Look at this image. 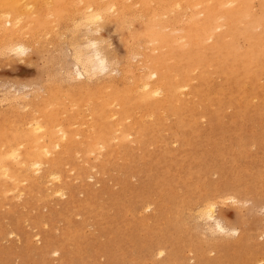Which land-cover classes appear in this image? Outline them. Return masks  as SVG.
Here are the masks:
<instances>
[{
    "label": "rangeland",
    "instance_id": "rangeland-1",
    "mask_svg": "<svg viewBox=\"0 0 264 264\" xmlns=\"http://www.w3.org/2000/svg\"><path fill=\"white\" fill-rule=\"evenodd\" d=\"M130 3L131 4H129V7H134L133 9H135L131 12H135V14L131 13L130 16L129 12V15H125V18L129 16L131 19L133 18L132 20L129 17L127 20H125V18L123 17L125 23L127 24L126 28V24L124 23L123 18H121L122 21H119L118 18L115 17L116 15L112 16L113 13L110 10L111 16L110 14L108 15L107 20H104L99 33H96L94 36L100 37L101 40H99L102 41L101 45H103L110 59H116L117 63L119 62V68L125 62L129 63H125L126 65H131L128 66L131 69L129 73L131 75L133 74V76L130 75L131 79L128 80H132L134 82L130 81L132 82L130 84V82L126 80V82L129 83V86L127 84H124V79H127L129 77L127 75L128 72H125V77L124 74H122L123 76L116 75L122 80L117 79V77L115 76V79H117V87L122 90L124 88L130 89L131 93H133L130 94L129 102H131L130 111L134 116L132 117V115L129 114L130 117H132V121H129L130 118H125L123 122L125 121L124 125L127 123L128 125L134 124L133 126L136 129H138L139 127H143L144 130L141 133L142 137L140 136L139 138L137 137L138 135H136L137 133H134L133 136L119 139V141L115 138L110 140L108 142L110 150H108L109 147L107 146L106 150L103 149V151H101V154H97L95 152L91 153L90 151L86 150L87 148H85V139L87 138V136H85L86 132L83 131L84 129H86L83 127H89L88 124L93 119V116L91 115L92 113H90L92 111L89 112L90 106L86 101V97L91 96L90 98L87 97V100L90 102L89 104L92 105L91 110H93V107H96V110H98L100 108L98 107L99 101H93L96 100V98L98 99V92H96L95 90L91 91L92 93L80 91L82 95L78 96V92L73 93L70 91V94V92L68 91V93L66 94L65 91H67L68 89L64 88L65 90H62V87H64L66 83L64 84L63 81L58 82L59 78H57L60 77L63 69H65H62V67L72 69L70 68V65L72 63H68L71 61V58L69 60V56H71V54H69L68 56L66 55L68 54V51L69 53L71 52V50L69 49L71 47L69 44L68 36L70 34L68 30L69 28L65 27L66 29H63L64 26L70 24L68 18L65 21H62L64 23L60 21V23L57 26L52 27L53 29L51 30V25L53 26L56 23L51 22V15L50 17H48V15L46 16L44 14V16L48 17L47 20L45 19L47 21V24L45 23L47 27L46 29L49 30L48 25H50L51 30H49L50 33H48V35L46 33V38L44 37L45 30H43L45 24H43L44 26H41L42 29H38L40 28L41 23H39L38 21H34L32 24L34 25V30L36 31L35 37H37V35L40 33L44 34L43 36L42 34H40L42 36L41 39H36L35 37L34 39H32L35 42L36 40L39 42L41 40L39 47L37 44H35L34 41L29 42V44L32 43V45L34 43V47L29 46L30 50L29 52H27L29 54H20L21 59L19 55L14 54L13 52H10V54L13 53L11 56L7 55L6 53L4 54L0 52L2 54H0V82L5 81V83L1 82L2 85H5L1 86L0 84V89H2V91L0 90V96L3 98V88L1 87L6 86L4 87V89L11 87L8 88V90L10 89V91H14L15 87L12 89L14 85H16L17 87L18 83L19 85L21 83L22 85L20 86H22V88H24L26 85L27 88H24V91H27L28 98L24 97L25 99L22 98V101L20 99L19 102H27V107L29 108V110L27 108L28 113H26V111H24L26 109H22L21 107L15 108V106L7 105L8 101H3V103L0 97V103L2 102L1 106L5 107L3 111L1 110L2 108H0V125H2L4 120H8L7 122H5L7 125L4 124V127L2 126V128H4H1L2 131H5L8 137H12L16 135L18 129H27L25 124L27 122V124L29 125V121L27 120L30 116H32L31 114H33V112H35V115L33 114V116H39L38 118H40V120L48 128V131L53 132L57 129V127L63 129V127L66 125V122L67 125L64 127V129L67 130L69 128L66 131L67 135L69 134L68 132H70L72 129L74 130H72V132H70V135H68V138L71 137L72 140H70L69 138L71 144H67V146L65 147L66 153L62 149H57L56 152H58V155H56V152H54V154L52 153L53 155L51 154L56 159L55 162H57L51 166H45V170L48 168H57L56 170L61 175L59 184L55 182L56 184L54 185L50 182H47L48 178L45 176V174L43 175L45 178L43 176L39 177V175L33 174L30 177L29 181H27V183L21 182L22 184L18 183L17 187H15L16 184L11 179L0 175V264H157L160 258L155 254V248L159 245L166 247L168 252L169 250H172L174 252L175 257L173 261H170V264H187V262L189 264L190 261V264H209L207 263V260L214 259L217 255H219V259H214L213 264H251L255 262L254 258L256 257V255L257 257L255 258V260L260 259V257L264 258V254L260 253L257 249V246L262 244L264 245V238H260L261 236L258 234H261V232L264 231L262 228L264 227V217L262 216V213L264 215V208L262 207V205L264 204V70L257 72L255 75L256 78L252 73L248 75L240 74L239 77H232V73L228 69L229 67L226 65V63L225 67L222 69L218 62L217 64L216 62H214L213 65H210V67H207L205 65L203 68L208 77L205 83L206 87H204V84H202V81L199 78V72L196 70H190L187 72L188 74H181L179 76L181 79H187L188 81H190V85L188 86V88H186L187 90L179 89L178 93L181 95H170L171 99L176 103L177 99H179V96H181V101L178 100V103L180 105H183L179 108V110H176L172 104L160 105L161 101H159V95L152 96V99L151 97H149L147 101L145 100L141 102L138 100V96L140 95L139 88L137 87V90L133 88H136L135 84H137V81L135 80L138 79V71H140L139 73L142 72L140 70L141 67L139 69L138 66L140 64L139 61L134 62L132 68V58L129 59L131 57L130 52L134 49L131 41L132 38L130 39L131 35L129 33L132 34L133 31L140 32L147 23H145V21H148V18L146 19L145 17L146 20L143 21L144 16L142 15L143 18L140 17L141 15L138 13L139 10H137L138 8L140 9L139 4L137 6H134L137 4V2H134L133 0ZM256 3L257 0H252V4L254 7H252L253 9L256 8ZM136 14H138L139 17L135 16ZM133 16H135V18ZM52 18L54 19V17ZM240 21L242 23H246V19L244 18ZM241 22H239L240 28H242L243 26ZM119 26L121 27V29ZM245 26L246 24H244L242 32H245ZM255 27L247 30V34L253 35V33L257 29L259 30L258 26ZM36 28L38 29V31ZM39 30L43 31L40 32ZM248 31H250V33ZM60 32H62L61 34L63 35H60L61 38L57 35V33L59 34ZM40 35L38 36L40 37ZM64 38H67L68 40ZM64 40H66L68 43H65ZM107 42L110 43L109 47L107 46V44H109ZM242 49H244V45ZM111 50H113L112 52L115 53H112ZM110 52L111 54H109ZM157 52L158 51H155V53ZM7 53L9 54V51ZM5 55L10 57H7ZM13 56L17 57V60L15 59V57L13 59ZM24 56H27L25 57V60ZM62 56L63 58H61ZM127 56L129 58H127ZM125 58H127V60ZM134 58L135 57H133L132 61H134ZM136 58L135 61H137L139 57L137 59ZM231 60L233 61L232 57L230 59V57L228 56L227 62L230 66ZM63 61L66 62L67 66L64 65ZM167 64L168 63L166 62V65ZM60 66L62 67L60 68ZM136 66L138 69L136 68ZM167 66H169V64ZM128 67L126 66V68ZM213 67L217 69H212ZM121 68L122 69L120 70L122 71L129 70V68H124L123 65ZM57 71L61 72L58 73ZM221 71L224 72L225 76ZM241 71L242 69L240 70V73H242ZM56 72L59 74V76H57ZM55 73L56 77H54ZM247 76L248 78H246ZM170 78L171 80H173L172 77ZM189 78H193V80H189ZM59 80H61V78ZM6 81H8V83ZM118 81H123L121 82L122 85H119ZM10 83L13 85L11 86ZM23 83L25 85H23ZM29 83L33 84L32 86L31 84L29 85L31 88L28 87ZM44 83L48 84L46 85L47 88L51 87L53 90L51 88H48V95L46 92L44 94H41V92V95H39L38 92L41 88V91H46V86ZM54 83L62 85V87H58L59 89L62 88L61 90L65 92L64 94L67 96V98H65L66 96L63 95V92H60V90L56 87L57 84ZM6 84L10 85L8 86ZM32 88L34 93H38V96L36 95L37 98L35 97L36 93L33 94L35 98H33V95H31L33 93L32 91L31 94L28 93V90ZM56 88L58 89V91H56ZM102 88L104 90L108 89L106 86H102L101 89ZM51 90L54 93V99H51L53 98L51 95ZM180 91H184L183 93L186 92L188 94L185 93V96L183 93H180ZM85 93H88V95H86ZM71 95L74 97H71ZM172 95L174 96V98H172ZM29 96H31L34 100ZM42 96L43 98H41ZM48 96H51L50 99L52 101L47 98ZM69 96L72 99H70ZM58 97L60 99H58ZM29 98L30 100L24 101ZM46 100L47 103H51V107L48 106V108L50 109L46 107L49 104L45 105ZM74 100L75 103H72V101ZM78 100H80V104H76V101ZM132 100L134 102H132ZM29 101H32V103ZM91 102H94L95 104ZM55 103L59 104L55 105ZM85 103H87L86 106H89L88 110H86L87 107H84ZM72 105L75 107H73ZM39 106L40 110L37 111ZM76 106L79 107V110ZM109 107L112 110L108 108L109 110H106V113L108 115L104 118V122H108H105L104 124H106L107 126L109 125L108 127H110L112 124L114 125L115 122H112L113 119H118V114L114 116L112 115L113 110H116L118 106L112 107V105H109ZM44 108L47 109L44 110ZM61 108L64 109L62 110ZM75 108H77L76 112H74ZM134 108L137 110H135ZM160 109L163 113L159 116L157 114L161 113ZM9 110H15L12 112H17L18 114L16 113L17 115H14L15 113H10ZM138 110L140 112H136ZM77 111L80 112L78 113ZM147 112H149V114ZM150 112H152L151 115ZM2 113L4 115H8L5 117ZM37 113L39 114L36 115ZM53 113H56V115ZM88 113L90 114L88 115ZM9 114L14 115V118H12L13 116L10 117ZM61 114L62 116L64 115V118H61ZM110 114L111 116H109ZM69 115L73 120L69 118ZM90 115L92 116V118H90ZM144 115H147V117H145ZM75 116L77 118L81 116L79 119L82 121L79 122L80 120L78 119L79 124L76 122V118H74ZM87 116H90L89 120H87ZM142 116L144 118H142ZM24 117H26L25 119L27 120H25ZM148 117L151 119H149ZM41 118H43V120ZM46 118L48 121L46 120ZM29 119H31V117ZM11 120H13L14 123ZM24 120L26 122L22 124ZM56 120L59 122H62L63 120L65 121L64 123L62 122L60 126V123ZM66 120H69V122ZM10 121L12 122V124H10ZM71 121L73 123H71ZM51 122L53 123L52 125H50ZM8 123L12 126L8 127ZM19 123L20 125H17ZM21 124L24 126H22ZM70 124L74 128L71 127ZM81 124H83V127H81ZM54 125L59 126L55 127ZM88 129L89 128L86 129L87 133ZM6 130L10 131L7 133ZM57 130L59 131V129ZM14 131L15 133L12 134V132ZM57 132L54 131L55 134H57ZM77 132L80 134H77ZM81 133H83L84 135H82ZM58 134H60V132H58ZM74 134L77 135L74 136ZM84 137L86 138L84 139ZM46 139V137H44V140L43 138H40L39 140H37V142L39 141V143H42L45 142ZM14 140L15 143L18 142L16 138H14ZM120 140H123V142H121ZM68 141L65 142L68 143ZM112 141H114L115 143H112ZM117 142L118 145L121 143L120 146L117 145ZM116 145L119 149L118 153ZM68 146L72 147V152L70 151L71 148L69 147V149ZM75 148L76 150H73ZM79 152H82L81 154L85 156H81ZM106 153H108L109 155ZM104 155H107V158L103 157ZM52 156H48L46 158L48 160H52ZM78 157L82 160H80L81 165L79 163L80 161L78 160ZM46 158L45 160H47ZM107 159L108 161L106 162ZM101 161H103L104 163ZM58 166L60 167L58 168ZM72 168H74L75 170H73ZM66 170L68 172L70 170V172L68 173ZM212 171H214L215 173ZM132 173H134L135 176H130ZM91 174H93L92 178L90 177ZM37 177L39 181L37 180ZM42 177L44 178V180L41 179ZM95 181H97V183H95ZM68 184L70 185L68 186ZM63 186H65V189H67L65 190L66 196H56V194L53 193V191L55 190H52V188L57 189L59 187L62 188ZM89 186L90 188H88ZM243 187L248 191H246ZM72 188L75 189L73 190ZM205 188L206 190L210 189V191H204ZM216 188L218 190H216ZM11 189L17 191L20 189L23 190L24 194L21 198H19L20 200L18 199V197H16L17 191L12 192ZM47 189H50L52 193ZM2 191L4 193H2ZM77 191L79 194L77 193ZM215 191L216 193H213ZM236 192H239V195L236 194ZM44 193H46V197L44 196ZM225 193L239 196L236 198L237 200H242L239 201L241 205L238 202H236V204L234 201L227 202L226 200L220 199V194L223 195ZM212 195L215 196L211 197ZM67 196L69 202L67 200L64 201L65 199H67ZM72 197L73 200H70L72 199ZM81 197L83 199H81ZM208 197H215L216 200H219V202H217V213H221L220 216L224 222L225 220H227L225 223L239 229V234L236 237L233 236L232 238L224 239L220 238L218 234H213L211 236L210 234H208V230H203L200 222H196L197 219L193 220L190 217H193L195 215L197 206L199 204H202ZM246 198H248V200ZM198 199L202 201L199 203ZM146 201H151L153 203V209L151 205V209L149 210V212H147L148 210L141 208ZM197 201L199 204H196ZM230 202H232L233 204ZM244 202L246 204H244ZM227 203H230V205ZM254 203L256 206L254 205ZM192 204L193 206L194 204L197 205L196 208L194 206L193 209ZM251 204L253 207L251 206ZM71 205L74 206L72 207ZM63 209H66L67 211L64 210V212H62ZM190 209L191 211L194 210V213L191 212ZM56 210L61 212L58 213L62 217L60 215L58 216ZM41 211L43 212L41 213ZM189 213H191V215H189ZM39 216H41V218ZM259 216L262 217L260 218ZM69 217H71L70 220ZM175 217L176 220H174ZM16 218H18V221H16ZM73 218L75 219L72 220ZM261 219H263L262 222L259 221ZM191 220L194 222H192ZM15 222H17L18 225ZM68 223L70 224V227L74 228H72L71 232L73 230L76 232L73 231L71 234V228L68 226ZM6 224L8 225L9 229ZM80 224H83V226H81ZM4 225H6V228ZM74 226L76 227V230ZM80 226L81 229H78L80 228ZM197 226L198 228H196ZM18 227H20L19 229H21L22 231H19ZM30 227L34 230L30 229ZM11 229L13 230V234L9 235L6 230L10 231ZM250 230H252V232ZM29 231L32 235H30ZM200 232L202 234H199ZM245 233L253 234H249L248 236ZM254 235H256L257 238ZM8 236H11L13 238ZM15 236L17 238H20L21 241H19L20 239L18 240ZM35 237H40L39 241L38 238L36 239ZM46 237H48V239ZM25 238H27V240ZM202 238H204L205 240L203 241ZM51 239H54L53 242L51 241ZM36 240L37 242L35 243ZM56 240H61L62 243L61 241H59L58 243ZM1 242L4 244H2ZM240 243L243 244L241 245ZM13 245H15L17 248L15 246L13 247ZM214 245H217L220 248V251H211V248H213ZM239 245H241V247ZM30 246H32L31 249ZM254 246H256L257 248ZM52 247L53 249L59 248V252L61 253H57V255L56 253L49 251L53 250ZM15 250L19 251V254ZM81 261L83 262L81 263ZM262 264H264V262Z\"/></svg>",
    "mask_w": 264,
    "mask_h": 264
},
{
    "label": "bare ground",
    "instance_id": "bare-ground-1",
    "mask_svg": "<svg viewBox=\"0 0 264 264\" xmlns=\"http://www.w3.org/2000/svg\"><path fill=\"white\" fill-rule=\"evenodd\" d=\"M133 1L137 2V4L135 3L136 5H134V6H137L138 4L140 6V9L138 8L137 10H139L138 13L141 15L140 17H142V15L144 16L143 21L148 18L147 19L148 21H145V23L146 22L147 23L145 24L144 28L140 32L133 31L132 34L129 33L132 36L131 37L129 35L130 39L132 38L131 41H132V45H133L134 49H133V51L131 50V52H130L131 53L130 54L131 57L129 58L128 57L129 55H128L127 58H129V59L132 58L131 59V62H133L132 63V68H133L134 62H138L139 61L140 64L139 65L137 64V65L139 66V69L141 67L140 70L142 72V73H139L140 71H138L137 74H139V76L137 75L138 79L136 78L137 80H135V81H137L136 82L137 84H135L136 88H133L135 90H137L139 88V90H140V95L138 96V100L139 101H141V102H143L145 100L147 101V99L149 97H151V99H152V96L159 95L158 96V97H160L159 101H161L160 105L161 104L162 105H164V104L171 105L172 104L173 107L176 110H179V108L183 105V104L180 105L178 103L179 101H181L180 100L181 96H179V99H177V103H176L175 101H173L171 99L170 95L174 94V96H175L176 94H179L178 93L179 89H186L190 85V81H188L187 79H181L179 76L181 74L185 75L190 70H192V71L196 70V71L199 72V78L201 79L202 84H204V87H206L205 83H206L208 77H207V75H206V73H205L203 68H204L205 65L207 67L208 66L210 67V65H213L214 62H216V64L218 62L222 69L225 67V63H226V65L229 67L228 69L232 73V77L233 76L234 77H239L240 74L248 75V74L252 73L253 76L256 78V76H255L256 73L264 70V0H257V3H256L257 6H256L255 9H253L254 7H253V4H252V0H133ZM130 2H132V0H0V52H2L4 54L6 53L7 55H10V56L14 53V54L19 55L20 59H21V55L20 54H22V55L29 54V53H27L30 50L29 48L32 47V46L34 47V43H33V45H32V43L29 44V42H33L34 41L32 39H34V37L36 35V33H35L36 31L34 30V25L32 24L34 21H38L39 23H41L40 28H38V29H42L41 26L47 22L46 21L47 18L50 17V15H51L52 17H54V19L52 17L50 18L51 22H55L56 23L53 26L51 25V30L53 29L52 27L57 26L60 23V21L61 22L65 21L67 18H68V21H70V24L67 25V26H64L63 29L69 28L68 30H69L70 34L68 36H69V44H70L71 47L70 46H68V47H70L69 49L71 50V52L69 53V51H68V54H66V55L68 56L69 54H71V56H69V60L71 58L72 62L70 61L68 63H72L70 65V68H72V69H68L67 67L60 66V68L62 67V69L63 68H65V69H63V72L61 73L60 77H57L59 79L61 78V80L58 79V82H62L63 81L64 84L65 83L66 84H65L64 87H62V85H58L57 84L58 82L54 83V84H57V86L56 85L55 86L58 89H59V87L63 88V89L62 88L59 89L60 92L67 88L68 90L65 91L66 94L68 93V91L69 92L71 91L73 93L78 92L79 93L78 96L82 95L81 92L92 93L91 91H93V90L98 92L97 96H98L99 100L96 98V100H93V101H99V103H98L99 106L98 107H100V108L98 110H96V107H93L94 111L91 110L92 109V105H90L89 104L90 102L87 100V97L90 98L91 96L90 97L87 96L86 97V101L88 102V105L90 106V109H89V106H86L87 103H85L84 107H87L86 110L89 109V112L92 111L90 113H92L91 115L93 116V119L89 122V124L87 123L89 127H87V126L83 127V124H81L82 125L81 127L86 128V129L89 128L88 129V133H87L86 129L83 130L84 132H86L85 136H87V138L84 137V139L86 138L85 139L86 140V144H85L86 147L85 146H83V147L87 148L86 150L90 151L91 153L95 152L97 154H101V151H103V149L106 150L107 146L109 147L108 150H110V146L108 145V142L110 140L114 139V138L118 139V141H119V139H124L125 137L133 136L134 133H137L136 135H138L137 137L139 138L142 135L141 133L144 130L143 127H141V128L139 127L138 129H136L133 126L134 124L128 125V123H127V124L124 125L125 121L123 122V120L125 118L126 119H128V118L131 119L134 116V115H132V113L130 111L131 110V107H130V103L131 102H129L130 94H133V93H131L130 89L124 88L125 90L124 89L122 90L119 87H117L118 85L116 83V80L120 79L117 76H121L122 74H124V77H125V75H126L125 72L129 73L131 71L130 67H128V66H131V65H126L125 63H127V62H125L124 64L129 68V70H127V71L120 70V69H122L121 68L122 65L124 66V68H126V66L124 64H122L121 67L119 68V62L117 63L116 59L115 60L114 59H110V57H109L108 53L105 51L103 45H101L102 41H100L101 40L100 37H97V36L95 37L94 36L96 33L97 34L99 33V31L101 30V27L103 25L104 20L105 19L107 20V17H108V15L111 12L113 13L112 16L116 15L115 17H117L119 21H122L121 18H123V17L125 18V15L126 16L129 15L128 14L129 12H130V16H131V13L135 14V12H131L132 10H135V9H133L134 7L133 8L129 7V4H131ZM110 10H111V12H110ZM114 13H116V14H114ZM44 14L46 16L48 15V17L44 16ZM110 16H111V14H110ZM135 16L139 17L138 14H136ZM135 16H133V17L135 18ZM128 17L125 18V20H127ZM145 17H146V19H145ZM124 18H123V20H124ZM243 18L246 19V21H245L246 23H242L240 21ZM125 20H124V23H125ZM239 22L242 23L243 26L240 25V26H242V28L239 27ZM62 23H64V22H62ZM46 24H45V26L43 25L45 27V29L43 27V30H45L44 31L45 34L44 33H40L43 30H41V31L39 30L40 31L39 33L42 34V36L44 34L45 38L47 37L48 33H50V31H51L50 30V25H48L49 26L48 29L50 31L46 29L47 28ZM244 24H246L245 32L244 31L242 32ZM126 26H127V24L125 25V28H126ZM128 26H129V23H128ZM255 26H258L259 30L257 29L258 31L256 30L255 32L253 31L254 32L253 35L247 34V30H250V29H252ZM121 27H122V25H121ZM121 27H120V29H121ZM38 29H37V31H38ZM130 29H132V28H130ZM62 32H60L59 34L57 33V35L60 37V35H62L61 34ZM128 32H130V31H128ZM248 32L250 33V31H248ZM46 33H47V35H46ZM40 34H38V35H40ZM38 35H37L38 38L37 37H35V38L36 39H39V38L41 39L42 36L40 35V37H39ZM68 36H66V37H68ZM64 39H67V38H64ZM64 41H65V43L67 42L66 40H64ZM36 42H39V41L36 40ZM36 42H35V44H37L38 47H39V44H40L41 40H40L39 43H36ZM107 43H109V42H107ZM129 44H131V43H129ZM132 45H131V47H132ZM243 45H244V49H242ZM107 46L109 47L110 43L107 44ZM128 49H129V47H128ZM128 49H127V51H128ZM8 51H9V54L7 53ZM112 51L113 50H111V52ZM155 51H158V52L155 53ZM10 52H13V53L10 54ZM111 52L109 54H111ZM112 53H115V52H112ZM7 55H5V56H7ZM17 55H15V56H17ZM10 56H7V57H10ZM15 56H13V59H14ZM228 56L230 57V59H231V57L233 59V61L232 60L230 61L231 66L227 62V57ZM25 57H27V56H24V60H25ZM116 57H117V55H116ZM133 57H135V58L139 57V58H138L137 61H135V58H134V61H132ZM1 58H2V56H1ZM16 58L17 57H15V59ZM61 58H63V56ZM127 58H125V59L127 60ZM22 60H23V58H22ZM168 61L171 63V65H170V63ZM166 62L169 64V66H167L168 64L166 65ZM127 64H129V63H127ZM64 65L67 66L66 62H64ZM214 67L212 69L216 70L217 68H214ZM128 68H126V69H128ZM136 68H137V66H136ZM170 68H171V70H170ZM207 69H209V68H207ZM241 69H242V71H241L242 73H240ZM57 72L59 73L61 71H57ZM221 72L224 74L223 71H221ZM56 73H55L54 77H56ZM58 73H57V76H59ZM128 73H127V75L129 77L127 79L126 78L124 79V82H125L124 84H127L129 86V83H127L126 80L131 79V76H133V74L131 75L130 73L129 74ZM131 73H133V72H131ZM115 76L117 77V79H115L116 78ZM224 76H225V74H224ZM170 77H172L173 80H171ZM184 77H186V76H184ZM193 78H195V77H193ZM193 78H189V80L190 79L193 80ZM246 78H248V76ZM120 80H122V79H120ZM256 80H258V79H256ZM130 81H132V80H130ZM130 81L128 80V82H130ZM1 82L5 83V81H1ZM1 82H0V84H1ZM6 82L8 83V81H6ZM121 82H123V81H120L119 85L120 84L122 85ZM132 82H134V81H132ZM132 82H130V84ZM13 84H14V82H13ZM13 84H11V86ZM30 84L31 83L28 84L29 88H31L29 86ZM44 84H45V86L48 85L47 83H44ZM60 84H62V83H60ZM124 84H123V86H124ZM3 85H5V84H3ZM3 85L1 84V86H3ZM6 85H8V84H6ZM20 85H22V84L20 83ZM20 85H19V83H18L17 87H16V85H14L12 87V89L15 87L14 91L12 89H11L12 91H10V89L8 90V88H11V87H8V88H5V89H4V87H6V86L1 87V88H3V98L0 96L1 99H2V100L1 99L0 100L2 102L3 101H8L9 104L7 102V105L15 106V108H20L21 107L22 109H26L24 111H26V113H28L27 112L28 103L27 102H19L20 99L22 101V98H24V97L28 98L27 91H24L25 90L24 88H27V86L23 83V85H25V87L23 86L24 88H22V86H20ZM32 85L33 84H31V86ZM102 86H106L108 89L104 90L103 89L104 87H103L102 88L104 90L103 91L101 89ZM41 87H44V86H41ZM33 88H35V87H33ZM33 88L28 90V93L31 94V91L33 92ZM48 88H51V87H48ZM48 88L46 86V91L43 90L44 92L41 91L42 90V88H41L39 90V92H38L39 95L44 94L45 92L47 93L48 92L47 91ZM58 89L56 91H58ZM0 90L2 91V89H0ZM52 90H51V92H52ZM240 90H241V85H240ZM34 91H35V89H34ZM36 91H38V90H36ZM62 92H63V95H65L64 94L65 92L64 91H62ZM71 92H70V94H71ZM183 92L184 91H180V93H183ZM35 93L33 92L31 95H33ZM38 93L35 94V97H36V95ZM88 93H85V94L88 95ZM185 93H183V94L186 96V94H188V93H186V94ZM47 95H48V93H47ZM51 95L53 97L54 93L52 92ZM179 95H181V94H179ZM59 96H60V94H59ZM65 96H61V97H65ZM174 96L172 98H174ZM29 97H31V96H29ZM35 97L33 95V98H35ZM54 97L51 98V96L50 97L48 96L47 98L50 101H52L51 99H54ZM71 97H74V96L71 95ZM71 97H70V99H72ZM41 98H43V96ZM65 98H67V96ZM58 99H60V98L58 97ZM28 100H30V98L26 99L24 101H28ZM56 100H57V97H56ZM138 100H136V101H138ZM79 101L80 100L76 101V104H78ZM29 102L32 103V101H29ZM53 102H56V101H53ZM53 102H52V104H53ZM73 102L75 103V100L72 101V103ZM132 102H134V101L132 100ZM1 103H0V106H1ZM91 103L95 104L94 102H91ZM136 103H139V102H136ZM46 104H49V103H47V100H46L45 105ZM58 104L55 103V105H58ZM109 105H112V107L113 106H115V107L118 106L117 109L116 110L114 109L113 112H112L113 116L118 114V119H116V120L113 119L112 122H115V123H114V125L112 123H110V124L113 125V126L111 125L110 127H108L109 125L107 126L106 124H104L106 122V121L104 122V118L108 115L106 113V110L111 107V106L109 107ZM48 106L51 107V103L49 105H47L46 107L48 108ZM35 107H36V105H35ZM73 107H75V106H73ZM0 108H2L1 109L2 111H3V109H5V107H3V106H1ZM47 108H44V110L47 109ZM77 108L79 110V107H77ZM77 108H75L74 112H76ZM22 109H19V110H22ZM48 109H50V108H48ZM28 110H29V108H28ZM39 110H40V106H39L37 111H39ZM110 110H112V109L110 108ZM135 110H137V109H135ZM139 110L136 111V112H140ZM9 111L11 113L12 111H15V110H12V111L9 110ZM82 111H84V110H82ZM161 111L162 110L160 109V112ZM12 113H15V112H12ZM16 113L14 115L18 114V113L17 114ZM90 113H88V115ZM147 113L149 114V112H147ZM151 113L152 112H150V115H151ZM162 113L163 112L158 113L157 115L160 116V114L162 115ZM33 114L35 115V112H33ZM33 114H31V115L33 116ZM38 114L39 113H37L36 115H38ZM43 114H44V112H43ZM53 114L56 115V113H53ZM129 114H131L132 117H130ZM7 115L5 114L4 116L6 117ZM9 115H10V117L13 116L12 118H14V115H11V114H9ZM65 115H66V113H65ZM70 115H69V118H70ZM147 115H144V116L147 117ZM32 116H30L31 119H29L30 117L29 118L27 117L28 120L25 119L26 117H24L25 120L29 121L28 122L29 125L27 124V122L25 120L22 123V124H24L26 122L25 126H26L27 129H23V128L20 129V130L18 129V132L16 133L15 136H12V134L15 133V131L12 132V134H11L12 137H8V135H6V132L2 131V129H4V128H2V126L4 127V124H6L5 122H7L8 120L7 121L4 120L2 125H0L1 126L0 127V175L3 176V177H6L8 179H11L16 184L15 187H17L18 183H21V182L22 183H27V181H29L30 177L33 174L34 175H39V177H41V176H43L45 174V176L48 178L47 182H50L51 184H54V185L56 183L59 184L60 180H61V178H60L61 175L56 170L57 168L56 169L48 168V169L45 170V166H47V165L51 166V165H53V164H55L57 162V161L55 162L56 159L52 156L54 154V152L57 151V149L58 150L62 149L66 153V151H65L66 148L65 147L67 146V144L70 145L71 144L70 140H72L71 137H69L70 138V140H69L68 135H70V132H72L73 129L71 131L69 130L70 132H68L69 134L67 135L66 131L69 128L67 127L68 128L67 130L64 129V127L67 125V122H66V125L64 124L65 125L63 127L64 130L60 129L59 127H57L59 125H56V126L54 125L55 127H57V129H59V131L57 129L56 130L58 132H60V134H58V132L53 129L55 132H57V134H55L54 131L53 132L52 131H48V128L44 125V123L40 120V118H38L39 116H33V117ZM46 116H48V115H46ZM92 116L90 118H92ZM109 116H111V114ZM152 116H153V114H152ZM80 117H78V118L76 116L74 117V118H76V122L77 123H78V119ZM89 117H88V119L87 118L86 119L89 120ZM136 117H137V115H136ZM7 118H9V117H7ZM61 118H64V115L62 116V114H61ZM142 118H144V117L142 116ZM22 119H23V117H22ZM41 119L43 120V118H41ZM49 119H50V117H49ZM60 119H59V121H60ZM70 119L73 120L72 118H70ZM130 119H129V121H132V119L131 120ZM149 119H151V118H149ZM46 120H47V118H46ZM138 120H140V119H138ZM11 121H13V120H11ZM59 121H57V122H59ZM64 121L65 120H63L62 122L64 123ZM66 121L69 122V120H66ZM81 121L82 120H80L79 122H81ZM83 121H85V120H83ZM52 122H51L50 125L53 124ZM62 122H59L60 126H61ZM127 122H128V120H127ZM13 123H14V121H13ZM71 123H73V122L71 121ZM106 123H108V122H106ZM133 123H135V122H133ZM10 124H12V122ZM10 124L8 125V127L12 126ZM17 125H20V123L17 124ZM27 125H28L29 128L27 127ZM22 126H24V125H22ZM141 126H143V125H141ZM71 127H73V126L71 125ZM51 130H52V126H51ZM6 131L8 133L10 130H6ZM83 131H81V132H83ZM77 134H80V133L77 132ZM81 134L84 135L83 133H81ZM76 135L74 134V136H76ZM44 137L47 138L45 140V142H42V143H39V141L37 142V140H39L40 138H43V140H44ZM14 138H16L18 140V142L15 143ZM156 138H157V136H156ZM65 141L66 142L68 141V143H66ZM113 142L114 141H112V143ZM121 142H123V140ZM131 143H132V141H131ZM120 144L118 145V142H117L118 146H120ZM169 144H171V143H169ZM117 145H116V147H117ZM167 145H168V141H167ZM71 146H68V148L69 147L71 148V149L69 148L70 151L72 150ZM117 149H118V147H117ZM73 150H76V148L73 149ZM120 150H121V148H120ZM118 151H119V149L117 150V153H118ZM130 151H131V149H130ZM56 153H57L56 155H58V152H56ZM68 153H70V152H68ZM81 153L79 152V154L81 156H83ZM106 154H108V153H106ZM125 154H127V153H125ZM65 155H67V154H65ZM48 156H52L53 158L50 157V158H52V160L49 159L50 160L49 161L46 158ZM63 156H64V154H63ZM77 156H75V157H77ZM81 156H80V158H81ZM99 156H101V155H99ZM106 156L107 155H104L103 157L107 158ZM109 157H111V156H109ZM45 158L47 160H45ZM80 158L78 159L79 161L81 160ZM94 159H96V158H94ZM73 161H74V159H73ZM81 161L79 162L80 165H81ZM97 161H98V159H97ZM107 161H108V159L106 160V162ZM101 162H103V161H101ZM66 165H68V164H66ZM59 167L60 166H58V168ZM66 167H68V166H66ZM66 167H65V169H66ZM73 167H74V165H73ZM72 169L75 170L76 167H75V169L74 168H72ZM69 172H70V170H69ZM212 172H214V171H212ZM77 174H79V173H77ZM73 175H75V174H73ZM128 176H129V174H128ZM130 176L133 177L135 175H134V173H132ZM43 177L41 178L42 180H44V178H45V177L44 178ZM90 177L92 178L93 174H91ZM37 180L39 181L38 177H37ZM62 182H64V181H62ZM50 183H47V184H50ZM95 183H97V181H95ZM208 184H209V182H208ZM69 185L70 184H68V186ZM212 186H213V184H212ZM222 186H224V185H222ZM225 186H227V185H225ZM63 187H64V189H63ZM63 187L62 188L59 187L57 189L52 188V190H55V191H53V193H55L56 196L58 195L60 197H65L66 196V191L65 190H67V189H65V186H63ZM88 188H90V186ZM208 188H209V186H208ZM12 189H14V188H12ZM72 189L74 190L75 188H72ZM244 189L246 190V188H244ZM216 190H218V189L216 188ZM13 191L16 192L17 190H12V192ZM48 191H50V189ZM48 191H47V195H48ZM204 191L208 192V191H210V189L206 190V188H205ZM246 191H248V190H246ZM82 192H84V191H82ZM2 193H4V192L2 191ZM77 193H78V191H77ZM94 193H92V194H94ZM213 193H216V191L213 192ZM238 193L239 192H236V194H238ZM23 194H24L23 190L20 189V190L17 191L16 197H18V199H19V198L22 197ZM45 194L46 193H44V196H45ZM24 196H27V195H24ZM213 196H215V195H212L211 197H213ZM204 197H206V196H204ZM209 197L206 200L203 198L205 201L202 204H199L202 200L198 199L199 203L197 201L196 204H199V205L197 206V205L194 204L195 208L197 206V209H196V212H195V215H194L195 217L194 216H193L194 218L192 216H190V217L193 220L197 219L196 222L197 221L200 222V224L203 227V230H208V234H210L211 236L213 234H216V235L218 234L220 236V238H224V239H229V238H232L233 236L236 237L239 234V229H237V228H235L233 226H230L229 224L225 223L227 220H225V222L222 220V218L220 216L221 213L220 214L217 213V205H218L217 202H219V200H216L215 197L214 198H209ZM236 197H239V196H235V195L230 194V193H228V194L225 193L223 195L220 194V196H219L220 199L226 200L227 202L228 201H232V202L234 201L235 203L236 202L239 203V201H242V200H237ZM217 198H218V195H217ZM81 199H83V198L81 197ZM88 199H89V197H88ZM246 199L248 200V198H246ZM246 199H245V201H246ZM66 200L69 202L68 196H67V199H65L64 201H66ZM70 200H73V197ZM84 200H86V199H84ZM26 202H28V201H26ZM83 202H85V201H83ZM232 202H230V203H232ZM71 203H72V201H71ZM230 203H227V204L230 205ZM152 204L153 203L151 201H146V202H144V205H142L143 207H141V208L145 209V210H148L147 212H149V210L151 209V205ZM167 204H170V203H167ZM244 204H246V203L244 202ZM81 205H79V206H81ZM254 205H255V203H254ZM21 206H22V204H21ZM194 206L192 204L193 209H194ZM251 206H252V204H251ZM257 206H258V204H257ZM61 207H62V204H61ZM86 207H85V209H86ZM192 207H190V208H192ZM262 207L264 208V204L262 205ZM59 209H60V206H59ZM134 209H135V207H134ZM152 209H153V205H152ZM64 210L67 211L66 209H63L62 212H64ZM71 210H72V208H71ZM190 211H191V209H190ZM193 211L194 210H192L191 212H193ZM42 212L43 211H41V213ZM58 212H60V211H57V213ZM49 213H53V212H49ZM59 215L60 214L58 213V216ZM64 215H65V213H64ZM77 215H78V213H77ZM189 215H191V213H189ZM41 216H39V217L41 218ZM68 216H69V214H68ZM262 216L264 217L263 213H262ZM190 217H188V218H190ZM40 218H38V219H40ZM70 218L71 217H69V220H70ZM17 219L18 218H16V221H18ZM74 219L75 218H73L72 220H74ZM263 219H261L259 221L262 222ZM174 220H176V217L174 218ZM53 221H55V220H53ZM41 222H44V221H41ZM192 222H194V221H192ZM15 223L17 224V222H15ZM83 223H85V222H83ZM6 225H4L5 228H6ZM69 225L70 224L68 223V226ZM80 225L83 226V224H80ZM51 226H54V225H51ZM81 226L78 229H81ZM7 227H8V225H7ZM69 227H67V228H69ZM19 228L20 227H18V229ZM70 228H71L70 229V232H71L73 227H70ZM196 228H198V226ZM262 228L264 230V227H262ZM8 229H9V227H8ZM30 229H33V228L30 227ZM20 230L21 229H19V231ZM49 230H51V229H49ZM75 230H76V227H75ZM200 231H201V229H200ZM250 231L252 232V230H250ZM250 231H248V232H250ZM6 232L9 235L13 234V230L12 229L10 231L6 230ZM72 232H71V234H72ZM74 232H76V231H74ZM259 232H260V230H259ZM29 233H30V235H32L30 231H29ZM199 234H202V233L200 232ZM249 234H246V235L249 236ZM252 234H250V235H252ZM258 234L261 236L260 238H264V231L261 232V234L260 233H258ZM14 235H13V237H14ZM27 235H26V237H27ZM256 235H254V236L257 238ZM6 237H7V235H6ZM8 237H11V236H8ZM13 237H11V238H13ZM39 238H38V241H39ZM46 238L48 239V237H46ZM17 239L19 240L20 238H17ZM25 239L27 240V238H25ZM31 239H32V237H31ZM3 240H2V242H3ZM53 240L54 239H51L52 242H53ZM64 240H65V237H64ZM202 240L204 241L205 239L202 238ZM19 241H21V239ZM59 241H61V240H59ZM59 241H57V242L59 243ZM36 242H37V240L35 241V243ZM61 243H62V241H61ZM61 243H60V245H61ZM2 244H4V243H2ZM54 245H51V246H54ZM241 245H239V246L241 247ZM14 246L15 245H13V247ZM51 246H50V248H51ZM58 246H59V244H58ZM256 246H254V247H256ZM31 247L32 246H30V249H31ZM257 247L256 248L258 249V251L260 253L264 254V245L262 244V245H259ZM52 249H53V247H52ZM59 250H60L59 248H54L53 250H49V251H52V252H54L56 254L57 253L59 254V253H61V252H59ZM202 250H204V249H202ZM213 250L218 252V251H220V248L217 245H214L213 248H211V251H213ZM15 251H17V250H15ZM249 251H251V250H249ZM17 252L19 254V251H17ZM17 252H15V253H17ZM155 254L160 258V260H159V262L157 264H170V261H173V259L175 257V254H174V252L172 250H169V252H168L166 247H163V246H160V245L155 248ZM249 254H250V252H249ZM256 254H258V253H256ZM256 257H257V255H256ZM155 258H156V256H155ZM255 258H254L255 262H253L251 264H256V262H257V264L258 263L262 264L264 262L263 261L264 258L260 257V259H257V260H255ZM214 259H219V255H217ZM214 259L207 260V263L213 264V262H214L213 260ZM54 261H55V259H54ZM84 261H85V259H84ZM82 262L83 261H81V263ZM190 263H191V261H190ZM129 264H131V263H129ZM187 264H188V262H187Z\"/></svg>",
    "mask_w": 264,
    "mask_h": 264
}]
</instances>
